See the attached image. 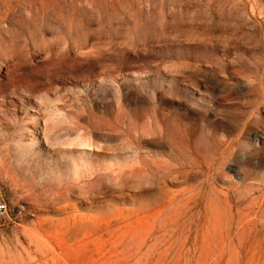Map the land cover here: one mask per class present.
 I'll return each mask as SVG.
<instances>
[{
  "label": "rangeland",
  "instance_id": "1",
  "mask_svg": "<svg viewBox=\"0 0 264 264\" xmlns=\"http://www.w3.org/2000/svg\"><path fill=\"white\" fill-rule=\"evenodd\" d=\"M0 200V264H264V0H0Z\"/></svg>",
  "mask_w": 264,
  "mask_h": 264
},
{
  "label": "built area",
  "instance_id": "2",
  "mask_svg": "<svg viewBox=\"0 0 264 264\" xmlns=\"http://www.w3.org/2000/svg\"><path fill=\"white\" fill-rule=\"evenodd\" d=\"M8 214V206L4 200H0V216H6Z\"/></svg>",
  "mask_w": 264,
  "mask_h": 264
},
{
  "label": "bare ground",
  "instance_id": "3",
  "mask_svg": "<svg viewBox=\"0 0 264 264\" xmlns=\"http://www.w3.org/2000/svg\"><path fill=\"white\" fill-rule=\"evenodd\" d=\"M218 91V90H217Z\"/></svg>",
  "mask_w": 264,
  "mask_h": 264
}]
</instances>
